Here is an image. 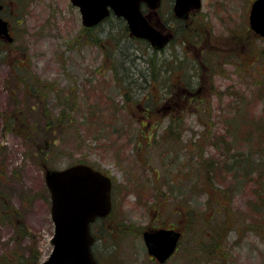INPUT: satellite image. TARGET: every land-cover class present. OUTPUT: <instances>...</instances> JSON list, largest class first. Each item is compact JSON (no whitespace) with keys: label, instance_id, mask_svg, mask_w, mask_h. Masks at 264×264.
<instances>
[{"label":"rangeland","instance_id":"1","mask_svg":"<svg viewBox=\"0 0 264 264\" xmlns=\"http://www.w3.org/2000/svg\"><path fill=\"white\" fill-rule=\"evenodd\" d=\"M5 2L18 36L0 55V264L49 258L46 171L82 162L114 183L113 210L92 231L101 264H157L143 233L159 227L183 231L166 264H264V40L249 26L253 0H202L197 35L161 12L177 26L161 52L125 34L123 19L88 30L70 0ZM122 56L137 59L123 69ZM34 75L51 116L34 120L56 139L40 151L7 128L35 103L20 84Z\"/></svg>","mask_w":264,"mask_h":264},{"label":"water","instance_id":"2","mask_svg":"<svg viewBox=\"0 0 264 264\" xmlns=\"http://www.w3.org/2000/svg\"><path fill=\"white\" fill-rule=\"evenodd\" d=\"M79 9L84 27L100 24L113 12L123 18L132 37L147 40L157 50L170 38L155 29L144 16L141 3L156 8L157 0H70ZM175 14L187 18L191 8L199 9L201 0H175ZM1 9V7H0ZM251 29L264 37V0H256L250 13ZM0 35L13 40L8 24L0 18ZM51 195V214L55 225L49 258L35 264H98L92 252L95 238L91 224L106 217L112 208V180L87 164L65 169H49L45 175ZM181 232L173 229L145 231L143 238L150 255L165 263L176 251Z\"/></svg>","mask_w":264,"mask_h":264},{"label":"flooded vegetation","instance_id":"3","mask_svg":"<svg viewBox=\"0 0 264 264\" xmlns=\"http://www.w3.org/2000/svg\"><path fill=\"white\" fill-rule=\"evenodd\" d=\"M10 1V0H9ZM256 0H253V2L250 3V12H249V26H250V29H251V25H250V13H251V8H252V4L255 2ZM7 2H5V0H0V18L6 22L8 24V30H9V34L10 36H12L13 40H8V37L5 36V35H0V55L2 57V53H5L6 54V57L8 55H11V53L14 52V44L15 42L17 41V36L18 34L15 33V27L13 25V21L11 19H9L7 16H6V11H7ZM12 3V2H11ZM175 4H176V1L175 0H157L156 1V4L157 7L156 8H153L151 6L150 3L148 2H142L141 3V10L144 14L145 17H147L149 23L155 28L157 29L159 32H161L162 34H164L165 36L169 37L170 40L168 42V45L166 46V48L173 42V39L175 38V36H177V33H176V28L177 26L174 25L173 23H168V24H165L161 18H160V13H169L171 16H172V20H175L177 22H180L181 25H179V27L182 29V30H186L187 27L190 29V28H196V29H192V31H194V33H198L199 31V27L200 25L198 24L196 18L198 16V14L200 12H202V0H201V6L199 9H195V8H191L188 12V15H187V18H180L178 16H176L175 14ZM161 13V14H162ZM114 15V13H111V15L108 17H112ZM107 18V19H108ZM87 30V29H86ZM89 30V29H88ZM251 31L253 32V35L258 38V39H263L264 40V37H262L261 35L259 34H256L252 29ZM179 32V31H178ZM181 32V31H180ZM208 44L206 45L204 43V48L208 49V50H213V51H216L217 47L216 45H214L213 42H211L210 40H208ZM227 44V43H226ZM165 48L161 49V50H158L159 52L163 51ZM204 49V51L206 50ZM155 50V49H154ZM157 51V50H155ZM202 54V49L199 51V54L200 55ZM24 57H25V54H23ZM16 62V61H15ZM23 67V66H22ZM211 81V80H210ZM201 89L202 90H207V88H204L207 86L206 84V81L203 79L201 81ZM208 89H212V87L208 88ZM166 109H169V108H166ZM102 172V171H101ZM113 193V191H112ZM114 204V203H113ZM109 217V216H108ZM103 218V219H98L96 220V222L93 224L96 225V223L104 226L105 225V221L106 219L108 218ZM160 228H164V227H159V228H154V229H150V230H147V231H152V230H158ZM167 229V228H166ZM173 229V228H172ZM175 230H178V229H175ZM180 231V230H179ZM182 233V237H181V240H180V244L182 242V239H183V231L181 230L180 231ZM179 244V246H180ZM147 248V247H146ZM179 247L177 248L176 252L165 262V263H160L156 257L152 256L149 254L148 252V249H147V252H148V255H150V259L154 262H156L157 264H166L168 263L171 259L174 258L175 254L177 253ZM95 256V255H94ZM96 259V257H95ZM97 260V259H96ZM97 263L98 264H101L98 260H97Z\"/></svg>","mask_w":264,"mask_h":264},{"label":"trees","instance_id":"4","mask_svg":"<svg viewBox=\"0 0 264 264\" xmlns=\"http://www.w3.org/2000/svg\"><path fill=\"white\" fill-rule=\"evenodd\" d=\"M119 21H122L121 19H119ZM123 30L125 32V34H129L128 30H127V26L124 23V27ZM97 38V37H96ZM96 44H100L101 46H105V44L99 42L100 39H94ZM124 60H122L121 66L122 68L126 69V65L125 63L127 62H132L135 63L137 57L133 56V58L131 56H127L124 58V56H122ZM148 62V61H147ZM16 63V62H15ZM18 68L22 69V66L17 65ZM114 71L116 73H118V67L114 66ZM150 70H148L149 72ZM31 75V74H30ZM143 78L145 81H147V78H152L147 72L142 74ZM27 79V78H26ZM153 79V78H152ZM154 80V79H153ZM156 80V79H155ZM151 81V80H150ZM152 82V81H151ZM23 92H24V98L26 99H32L35 101L34 104L30 105H26L25 107H28V113H26L24 110H20L21 108H19L18 110L20 112H23L24 114H22L19 119H14L10 124L8 123L7 128L11 129L12 132L16 133L18 136H20L23 140L25 141H30L32 144H34L33 146L40 151V149L43 150L44 146L49 147L51 144H55L56 139H53L50 137V132L48 131L49 128H43L41 129L43 126L37 122L36 120H34V118L37 116H45L48 118V121L51 120V116L48 114L46 109H42V107H44L45 105L41 104V99H43V96L48 92L46 90V88L43 87V84L40 80L39 77L37 76H33L31 77L29 80H23L20 82ZM46 107V106H45ZM140 109H142V107H140ZM143 110H146L143 109ZM73 111V110H72ZM31 114V116H30ZM30 116V117H29ZM33 117V122H30V118ZM24 120H28L31 124L28 123V121H24ZM50 125V124H48ZM50 128H54V124L50 125ZM53 130V129H52ZM52 132V131H51ZM38 138L41 139L43 138V141H38ZM83 163V162H82ZM219 193H221L222 191H218ZM214 195V194H211ZM229 198V197H228ZM2 199V200H1ZM4 199V197L0 198V202H2ZM4 210V209H3ZM191 215H193V213L191 212ZM220 234V233H219ZM218 234V235H219ZM39 260V255L37 254H33L31 261L29 262V260L26 261V264H35L37 263V261Z\"/></svg>","mask_w":264,"mask_h":264}]
</instances>
